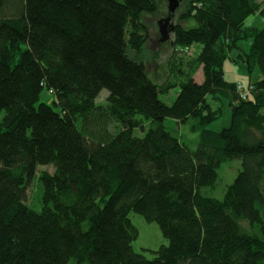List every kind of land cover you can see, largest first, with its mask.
<instances>
[{"label": "trees", "instance_id": "1", "mask_svg": "<svg viewBox=\"0 0 264 264\" xmlns=\"http://www.w3.org/2000/svg\"><path fill=\"white\" fill-rule=\"evenodd\" d=\"M263 2L192 0L182 19L195 26H172L180 76L158 85L140 58L156 0H0V264H264V27L245 26ZM229 56L260 76L228 81ZM177 86L172 104L160 99ZM222 98L231 125L215 132L223 109L210 100ZM166 119L190 123L197 148ZM235 159L223 198L207 195ZM50 165L39 210L27 191ZM132 212L169 241L153 259L134 250Z\"/></svg>", "mask_w": 264, "mask_h": 264}, {"label": "rangeland", "instance_id": "2", "mask_svg": "<svg viewBox=\"0 0 264 264\" xmlns=\"http://www.w3.org/2000/svg\"><path fill=\"white\" fill-rule=\"evenodd\" d=\"M158 3V11L156 13H144L142 15V22L145 23L150 31V40L144 45L142 56L140 57L147 68V74L149 78L156 84H164L167 80L176 81V78L180 76L179 73L176 75L171 72L170 60L177 51L179 54L178 48H175L174 45V34L169 32V39L162 41V34L160 31V23L168 18H170L169 30L173 25H182L185 28H192L195 26V21L193 19L183 20L182 15L186 13L188 6L192 0H180L179 6L176 11L170 14V0H156ZM261 3L264 0H256ZM264 3V2H263ZM246 27H264V16L259 14L252 15L245 23ZM250 41H243L241 46L247 50ZM201 51V45L195 44L191 47L190 52L187 53V58L196 57ZM232 56V55H231ZM231 56L226 60L224 65L225 77L230 82H242L245 86H248L251 80H255L260 76V72H256L250 76L247 68L241 60L236 62L231 60ZM196 81L202 83L204 81V76L200 70L196 75ZM180 87L170 89L168 93L160 94V99L167 103L172 104L176 99L179 93ZM110 92L106 89L102 91L100 97L97 99L98 104L106 103L107 97ZM55 100V96L50 94L47 89L42 92L41 102L51 104ZM210 103L213 109L221 107L223 109L222 117L212 123L208 129L219 132L224 128H227L231 125V110L229 107L228 100L222 98L218 101H211ZM3 117V114L0 115V119ZM165 125L169 129L176 130L180 135L181 141L187 145L190 149L195 150L198 145V133H194L191 130V124L179 125L173 119H166ZM148 130L147 124H145V129H136L134 135L137 137L144 136L145 132ZM242 170V161L240 159H235L227 161L219 168L220 180L218 186L214 190H209L207 195L214 196L218 199H222L227 187L231 185L238 173ZM41 171L55 172L54 166H40L37 171V178L34 182L30 183V186L27 191V201L28 203H34L36 209L42 208V191L41 186H39V173ZM37 186V187H36ZM130 219L132 223L138 228L139 236L138 239L133 243L134 250L137 253L144 254L147 258L153 259L155 255L153 251L158 250L163 245H168L169 241L164 237L159 225L157 223L147 222L143 216L132 212L130 214ZM69 264H78L75 260H71ZM87 264V263H81Z\"/></svg>", "mask_w": 264, "mask_h": 264}, {"label": "water", "instance_id": "3", "mask_svg": "<svg viewBox=\"0 0 264 264\" xmlns=\"http://www.w3.org/2000/svg\"><path fill=\"white\" fill-rule=\"evenodd\" d=\"M179 1L180 0H170V14H172L176 11V9L179 6ZM169 26H170V18H168V19H166L160 23V31L162 34V41H166L167 39H169V32L173 31L172 26H171V30H169Z\"/></svg>", "mask_w": 264, "mask_h": 264}, {"label": "built area", "instance_id": "4", "mask_svg": "<svg viewBox=\"0 0 264 264\" xmlns=\"http://www.w3.org/2000/svg\"><path fill=\"white\" fill-rule=\"evenodd\" d=\"M238 90L243 97H246L248 95V90L242 84H238Z\"/></svg>", "mask_w": 264, "mask_h": 264}]
</instances>
